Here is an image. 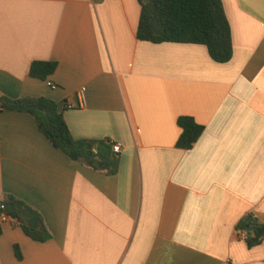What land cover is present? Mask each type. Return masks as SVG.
I'll return each mask as SVG.
<instances>
[{"label": "crops", "instance_id": "0c3cea01", "mask_svg": "<svg viewBox=\"0 0 264 264\" xmlns=\"http://www.w3.org/2000/svg\"><path fill=\"white\" fill-rule=\"evenodd\" d=\"M222 2L227 64L139 41V0H0V95L50 99L75 140L122 147L107 175L56 150L33 116L0 112V202L28 204L52 236L0 217V264H264V242L238 231L249 215L264 224V0ZM34 62L58 68L44 82ZM182 117L205 128L188 151Z\"/></svg>", "mask_w": 264, "mask_h": 264}, {"label": "trees", "instance_id": "16d2710c", "mask_svg": "<svg viewBox=\"0 0 264 264\" xmlns=\"http://www.w3.org/2000/svg\"><path fill=\"white\" fill-rule=\"evenodd\" d=\"M141 6L137 39L152 44H189L208 49L211 59L227 64L233 58L232 27L222 0H139ZM57 63L34 62L29 76L48 81L56 72ZM0 112L28 114L35 118L38 131L71 161L92 170L115 175L120 156L113 152L110 140H75L57 103L45 97L11 99L0 95ZM181 136L178 148L191 150L201 139L205 128L194 119L178 120ZM0 217L20 227L35 242L45 243L52 236L42 216L28 204L12 196L0 202ZM238 231L246 236L249 248L264 242V224L254 216L244 218ZM3 233L0 223V236ZM15 253L20 258L18 247Z\"/></svg>", "mask_w": 264, "mask_h": 264}, {"label": "built area", "instance_id": "2783aa9c", "mask_svg": "<svg viewBox=\"0 0 264 264\" xmlns=\"http://www.w3.org/2000/svg\"><path fill=\"white\" fill-rule=\"evenodd\" d=\"M79 98H80V101H81L82 103L85 102V91H84V90H81V91L79 92ZM113 152L119 155V154L122 152V147H121V145H119V144H113ZM245 237H246V236H245Z\"/></svg>", "mask_w": 264, "mask_h": 264}, {"label": "water", "instance_id": "95a60500", "mask_svg": "<svg viewBox=\"0 0 264 264\" xmlns=\"http://www.w3.org/2000/svg\"><path fill=\"white\" fill-rule=\"evenodd\" d=\"M144 2H147V0H144Z\"/></svg>", "mask_w": 264, "mask_h": 264}]
</instances>
